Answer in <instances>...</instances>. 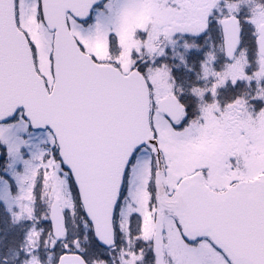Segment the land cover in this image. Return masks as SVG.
Returning a JSON list of instances; mask_svg holds the SVG:
<instances>
[{
    "label": "snow or ice",
    "instance_id": "6c2138e0",
    "mask_svg": "<svg viewBox=\"0 0 264 264\" xmlns=\"http://www.w3.org/2000/svg\"><path fill=\"white\" fill-rule=\"evenodd\" d=\"M0 264H264V0H0Z\"/></svg>",
    "mask_w": 264,
    "mask_h": 264
}]
</instances>
